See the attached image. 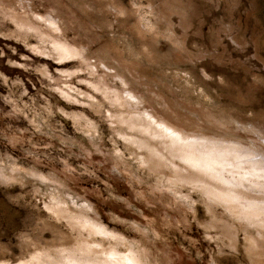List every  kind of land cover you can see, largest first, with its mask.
Returning a JSON list of instances; mask_svg holds the SVG:
<instances>
[{
  "label": "rangeland",
  "instance_id": "obj_1",
  "mask_svg": "<svg viewBox=\"0 0 264 264\" xmlns=\"http://www.w3.org/2000/svg\"><path fill=\"white\" fill-rule=\"evenodd\" d=\"M110 114L264 166V0H0V264H73L102 239L88 225L142 264H253L255 230L192 184L169 187L143 141L196 172ZM240 175L241 199L264 204V175Z\"/></svg>",
  "mask_w": 264,
  "mask_h": 264
},
{
  "label": "bare ground",
  "instance_id": "obj_2",
  "mask_svg": "<svg viewBox=\"0 0 264 264\" xmlns=\"http://www.w3.org/2000/svg\"><path fill=\"white\" fill-rule=\"evenodd\" d=\"M53 47L58 51L59 54L57 58L60 61L77 56V53L73 50L71 51L69 48L60 44L53 43ZM37 48L39 53H43L44 50L41 49V47ZM114 98L113 101L117 100L116 97ZM110 116L113 120H117L123 125H128L127 119H129L132 127H136L137 124L143 123L145 127L142 126V128H145L147 131H155L156 134L159 135L156 139L160 141L159 145L161 149L169 154L168 158H170L171 161L174 160V157L178 158L184 164L185 172L194 170L196 175L189 180L187 178L188 176L186 177L181 170L172 166L171 161V164L166 163L168 160L167 157L158 152L157 149L151 148L147 141H143L141 144L142 148L148 153V162L145 161V166H148V169L154 172H158L161 167L167 166L171 172L173 171V173L169 174V176L172 175V178L161 176L160 178L166 179L169 187H175V190L178 191L176 186L179 187L192 184L193 188L202 191L215 206H220L224 211L230 213L234 219L245 222L247 224L246 226L253 228L255 230V236L247 235L244 250L251 263L264 264V246H261V243H259L261 240H264V218H262V216L264 217V204L256 200H242L241 198L243 196H240L242 193L240 194V191L236 187H239L238 185L242 184L243 181L237 178V184L231 182L236 179L234 170H243L244 173L246 172L245 170H248L249 173L242 176L237 173V176L240 175V178L242 177L241 179H243V177L264 175V166L259 161L253 162L250 160L249 163H245L244 161L241 164L235 165V161L248 160L250 156L243 154V151L239 150L238 152L236 149L216 146L205 147L204 143L196 144L194 142L193 144H189L182 142L179 134H171V132L163 128L162 125L158 127L152 121L147 120V123H145V120L136 118L134 120L130 115L110 114ZM87 125L89 126V124ZM151 125H153V127ZM119 133V136L124 139L128 137L122 129L119 130ZM161 149L159 150L161 151ZM226 172L228 174L227 177L224 175ZM229 177L233 179H229ZM211 221L213 223L210 222L209 226L214 227L216 220L211 218ZM86 231L89 233L86 236L100 235L102 239L99 240L100 242L97 239H90L87 245H80V248L76 249L74 252L75 256L72 255L69 257L70 260H73V264H142L141 256L138 251H136L135 247L127 246V248H125L121 246L122 244H114L115 242L107 244L108 234H103L101 229H97L92 225H88ZM121 240L123 241V239ZM91 249H101L107 256V260L100 263L99 258H97Z\"/></svg>",
  "mask_w": 264,
  "mask_h": 264
},
{
  "label": "clouds",
  "instance_id": "obj_3",
  "mask_svg": "<svg viewBox=\"0 0 264 264\" xmlns=\"http://www.w3.org/2000/svg\"><path fill=\"white\" fill-rule=\"evenodd\" d=\"M81 71H82V70H81L80 68H76V69L73 71V74L76 75L77 73H79V72H81ZM83 71L88 72L89 75L92 74V72L89 71V68H88V67L84 68ZM81 82H83V80H81L80 83H81ZM191 203H192V202L190 201L189 204H191ZM189 210H190V209H189ZM213 220H215V217H213ZM205 226H207V225H205Z\"/></svg>",
  "mask_w": 264,
  "mask_h": 264
}]
</instances>
